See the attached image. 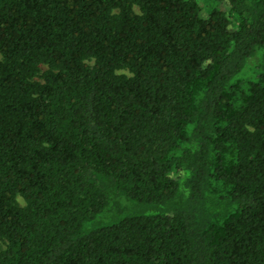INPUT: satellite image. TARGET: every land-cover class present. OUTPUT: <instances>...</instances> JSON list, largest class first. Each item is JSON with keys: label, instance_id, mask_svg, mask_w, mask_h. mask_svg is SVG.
I'll return each mask as SVG.
<instances>
[{"label": "trees", "instance_id": "1", "mask_svg": "<svg viewBox=\"0 0 264 264\" xmlns=\"http://www.w3.org/2000/svg\"><path fill=\"white\" fill-rule=\"evenodd\" d=\"M212 1L0 0V264H264V0Z\"/></svg>", "mask_w": 264, "mask_h": 264}, {"label": "rangeland", "instance_id": "2", "mask_svg": "<svg viewBox=\"0 0 264 264\" xmlns=\"http://www.w3.org/2000/svg\"><path fill=\"white\" fill-rule=\"evenodd\" d=\"M197 2H198V4H199L200 7H201V12H200V14H201L202 17H206V16H207V13H208V10H209L212 6H214V5H216V6L219 7L220 9H226V4H225L224 2L220 3L219 6H218V4H216V3H215L214 1H212V0H197ZM259 59H260V57L257 56V57L254 59V61L252 62V64L249 63V65L246 67V69L243 70V71H241V73H240V75L238 76V78H239L240 80H247V79L251 78V77L254 75L253 72H254V70H255V67H256L257 63L259 62ZM120 72H121V71H120ZM17 199H18V201H19L20 203H23V202H22V199H21L20 197H18Z\"/></svg>", "mask_w": 264, "mask_h": 264}]
</instances>
